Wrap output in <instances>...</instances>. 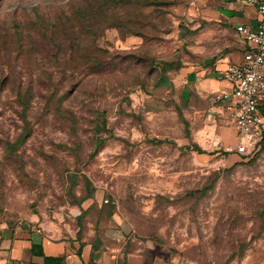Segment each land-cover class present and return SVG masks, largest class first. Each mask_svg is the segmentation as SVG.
Here are the masks:
<instances>
[{
	"label": "rangeland",
	"instance_id": "1",
	"mask_svg": "<svg viewBox=\"0 0 264 264\" xmlns=\"http://www.w3.org/2000/svg\"><path fill=\"white\" fill-rule=\"evenodd\" d=\"M206 5L0 0V226H123L176 264H264V143L238 156L231 111L227 140L157 91Z\"/></svg>",
	"mask_w": 264,
	"mask_h": 264
},
{
	"label": "crops",
	"instance_id": "2",
	"mask_svg": "<svg viewBox=\"0 0 264 264\" xmlns=\"http://www.w3.org/2000/svg\"><path fill=\"white\" fill-rule=\"evenodd\" d=\"M197 16L196 24L188 25L187 61L157 91L168 87L176 104H185L201 120H213L211 128L230 140L235 131L223 123L233 105L214 100L216 94L230 90L222 73L228 66L241 63L248 50L236 27L255 29L257 9L243 0H209ZM47 227L37 229L30 223L0 226V264H176L163 259L152 244L134 240L129 246L125 236L130 231L123 226L106 228L102 238L93 232L80 239ZM108 241L111 244L107 245Z\"/></svg>",
	"mask_w": 264,
	"mask_h": 264
},
{
	"label": "built area",
	"instance_id": "3",
	"mask_svg": "<svg viewBox=\"0 0 264 264\" xmlns=\"http://www.w3.org/2000/svg\"><path fill=\"white\" fill-rule=\"evenodd\" d=\"M257 9L255 29L237 26V32L247 44L241 63L230 65L222 79L230 84L226 93H218L215 103H232L230 116L240 136L236 154L253 157L264 134V0H243Z\"/></svg>",
	"mask_w": 264,
	"mask_h": 264
},
{
	"label": "trees",
	"instance_id": "4",
	"mask_svg": "<svg viewBox=\"0 0 264 264\" xmlns=\"http://www.w3.org/2000/svg\"><path fill=\"white\" fill-rule=\"evenodd\" d=\"M103 1V0H102ZM80 16H82V24H85L86 28H91V30L95 27H97L98 25L97 24H100L99 22L96 21V14L91 13V16L89 13H81ZM84 21V22H83ZM167 67H172L170 64H167L166 65ZM180 68V67H179ZM178 68V69H179ZM177 70V69H176ZM165 82V81H164ZM163 83V82H162ZM159 86V85H158ZM264 109V106L262 107V110ZM261 143H264V134H263V138L261 140ZM196 148V151L198 153H203L202 150L200 148H198L197 146L195 147ZM207 190V189H206ZM104 204L105 206H111V197L108 196V199L104 201ZM103 211V210H102Z\"/></svg>",
	"mask_w": 264,
	"mask_h": 264
}]
</instances>
